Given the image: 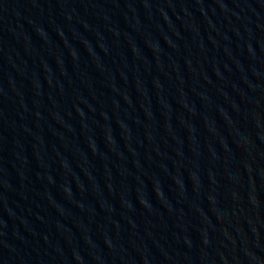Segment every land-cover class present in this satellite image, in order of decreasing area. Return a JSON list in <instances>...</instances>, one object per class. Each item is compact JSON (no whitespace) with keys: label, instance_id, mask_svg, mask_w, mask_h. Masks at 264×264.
I'll return each instance as SVG.
<instances>
[{"label":"water","instance_id":"water-1","mask_svg":"<svg viewBox=\"0 0 264 264\" xmlns=\"http://www.w3.org/2000/svg\"><path fill=\"white\" fill-rule=\"evenodd\" d=\"M0 264H264V0H0Z\"/></svg>","mask_w":264,"mask_h":264}]
</instances>
